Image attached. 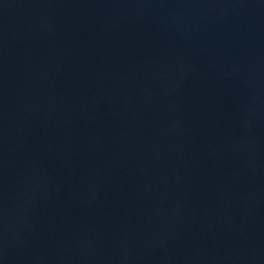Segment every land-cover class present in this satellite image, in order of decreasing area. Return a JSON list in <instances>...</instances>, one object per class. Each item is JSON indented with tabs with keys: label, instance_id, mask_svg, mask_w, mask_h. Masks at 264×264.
I'll use <instances>...</instances> for the list:
<instances>
[{
	"label": "water",
	"instance_id": "95a60500",
	"mask_svg": "<svg viewBox=\"0 0 264 264\" xmlns=\"http://www.w3.org/2000/svg\"><path fill=\"white\" fill-rule=\"evenodd\" d=\"M0 264H264V0H0Z\"/></svg>",
	"mask_w": 264,
	"mask_h": 264
}]
</instances>
